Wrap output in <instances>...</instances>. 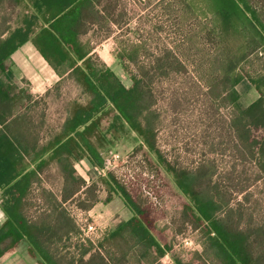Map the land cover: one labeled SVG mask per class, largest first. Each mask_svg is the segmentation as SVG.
<instances>
[{
	"label": "trees",
	"instance_id": "trees-1",
	"mask_svg": "<svg viewBox=\"0 0 264 264\" xmlns=\"http://www.w3.org/2000/svg\"><path fill=\"white\" fill-rule=\"evenodd\" d=\"M127 1L160 6L163 25L154 28L165 33L163 46L154 48L151 38L141 35L139 40L124 36L131 33L133 21ZM0 28V209L5 215L0 259L25 245L39 264H167L171 248L154 234L150 211L111 173L106 184L132 216L96 244L78 239L79 228L63 207L85 183L74 164L87 160L106 176L112 147L131 132L187 200L184 216L202 237V252L194 254L198 264H264V225L252 226L253 215L247 218L243 206L231 204L215 180V161L193 170L167 161L158 145L160 115L154 93L155 82L171 81L189 67L198 71L208 65L211 74L223 75V101L233 110L228 131L236 159L250 164L254 183L264 180V4L260 10L253 0H0ZM115 28L126 33L116 37ZM107 37L118 43L115 59L131 87L94 52L93 40ZM27 43L58 77L72 79L87 97L86 103H73L46 141L21 112L36 98L6 75L12 55ZM244 80L259 94L248 107L237 89ZM52 163L60 166L64 183L59 196L46 188L44 171ZM249 171L243 166L237 177L248 183ZM244 221L247 226H242ZM168 264L196 263L174 259Z\"/></svg>",
	"mask_w": 264,
	"mask_h": 264
},
{
	"label": "rangeland",
	"instance_id": "rangeland-1",
	"mask_svg": "<svg viewBox=\"0 0 264 264\" xmlns=\"http://www.w3.org/2000/svg\"><path fill=\"white\" fill-rule=\"evenodd\" d=\"M253 2L256 7L262 9L264 1ZM126 5L128 16L133 17V21L128 27L131 28V33L124 36L139 40L141 35L143 38H151L154 48L163 46L167 42L163 39L166 35L154 28L163 25L160 6L151 4L149 8H145L140 4L137 6L129 4L128 1ZM12 20H15L13 16ZM124 33L125 30L117 28L114 30L116 37ZM154 38L161 40L155 41ZM93 41L100 58L107 62L127 87H131L129 75L115 59L114 52L118 43L115 40ZM244 68L251 71L248 65H244ZM216 76L211 74L210 66L206 65L198 71L189 67L187 72L176 75L171 81L155 82L154 93L160 115L158 145L167 161L177 168L193 170L202 163L215 161L218 168L215 180L231 198V204L239 203L243 206L247 218L250 214L253 215L255 224L252 226L264 225V180L254 183L255 174L250 164L244 165L236 159L235 142L228 131L233 110L223 101L226 95L223 86L224 76ZM35 79L34 76L31 79L34 81L33 84L36 83ZM57 80L56 76L53 78L50 77V73L47 75L44 80L46 84H41L44 86L52 84V87L43 95L39 93L41 88H33L29 80H18L15 83L22 90L27 92L31 90L36 98L34 103L25 106L21 112L27 117V123L33 121L35 132H39L44 141L57 132L75 101L87 102L81 87L72 79L60 78L53 84ZM245 88L244 86L243 90H246ZM103 124L105 127L108 126L106 120ZM140 145L141 141L137 135L131 132L115 142L111 151L119 154L120 158L108 165L106 176L101 177L99 173H95L92 179L82 165L83 161L74 164L78 176L83 178L85 183L79 194L73 200L64 203L63 207L79 228L78 239L90 241L85 239L81 230L86 222H94L106 233L124 219L122 212H119L122 208L116 206L115 209L109 205L114 199L120 198L114 195L106 184L108 173H111L137 204L150 211L155 220L154 234L162 244L171 248L164 262L168 264L174 259H180L183 262L194 260V263L198 264V258L194 254L202 252V237L200 230L194 229L189 219L184 216L187 200L175 187L172 176L158 163L156 156L147 149H140ZM243 166L250 170L251 179L248 183L244 178L237 177L236 172H240ZM59 170L60 166L52 163L44 171L46 188L58 196L64 188ZM90 205L91 209L84 208ZM124 207L128 210L125 204ZM244 225L247 226L246 221L243 222L242 226Z\"/></svg>",
	"mask_w": 264,
	"mask_h": 264
},
{
	"label": "crops",
	"instance_id": "crops-1",
	"mask_svg": "<svg viewBox=\"0 0 264 264\" xmlns=\"http://www.w3.org/2000/svg\"><path fill=\"white\" fill-rule=\"evenodd\" d=\"M89 38H90V34H88L85 39H89ZM111 40H113V37H107V38H102L101 42H107ZM94 52L98 54L97 49H95ZM105 63L107 64V62ZM49 73H50V77H53V78L54 76L57 77L58 80L56 82L55 81L53 82V84L54 83L56 84L60 80V77H58L55 74L52 68L47 64V62L40 55L38 50L31 43H27L12 55L10 68L6 75L14 83H17L18 80H23V79L29 80L32 83L34 81H32L31 79L34 76V78H36L35 79L36 83L34 84L32 83V86L33 88L35 87L41 88V90H39L40 91L39 93L40 95H43V93H46L52 87V84H49V86H44L41 84V83H44V80L47 78V75ZM241 86H243V88L245 86L246 90H243V88L241 89L240 88ZM238 91L241 95V103L245 107H248L249 105L254 103L259 98V94L255 90V88L250 84V82L247 80L242 81L238 85ZM82 165L85 167L87 174L90 175L92 179H94V174L95 173L98 174L97 170L87 160H83ZM109 205L110 207L115 208V209L117 207L122 208V211H119V212H122L123 214L122 216H124V219L122 221H126L129 218H131L132 213H130L124 207V203L121 198L114 199ZM4 217L5 215L3 211L0 209V226L4 220ZM0 264H39V263L36 259L32 258L28 254V252L26 251V246L22 245L15 251L4 255L0 259Z\"/></svg>",
	"mask_w": 264,
	"mask_h": 264
},
{
	"label": "built area",
	"instance_id": "built-area-1",
	"mask_svg": "<svg viewBox=\"0 0 264 264\" xmlns=\"http://www.w3.org/2000/svg\"><path fill=\"white\" fill-rule=\"evenodd\" d=\"M110 156L111 158H107L106 160V169L108 168V165L111 164L112 161L120 158V155L117 153L111 152ZM81 230L85 239H89L93 243L101 239L105 234V230L98 228V226H96L94 222H86L82 226Z\"/></svg>",
	"mask_w": 264,
	"mask_h": 264
}]
</instances>
